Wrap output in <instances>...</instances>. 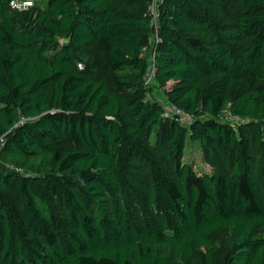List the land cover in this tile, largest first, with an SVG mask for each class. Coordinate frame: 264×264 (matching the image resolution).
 Listing matches in <instances>:
<instances>
[{"label":"trees","instance_id":"1","mask_svg":"<svg viewBox=\"0 0 264 264\" xmlns=\"http://www.w3.org/2000/svg\"><path fill=\"white\" fill-rule=\"evenodd\" d=\"M10 2L0 264H264V0Z\"/></svg>","mask_w":264,"mask_h":264},{"label":"rangeland","instance_id":"2","mask_svg":"<svg viewBox=\"0 0 264 264\" xmlns=\"http://www.w3.org/2000/svg\"><path fill=\"white\" fill-rule=\"evenodd\" d=\"M153 43H154V39L152 37L151 38L152 46ZM93 62L95 63L98 71L105 69L107 72H109L107 68H105L104 65L105 63L103 62V60L97 57V59L95 58ZM152 94L153 97L158 98V100H163V102L166 100L162 92L155 93L154 91H152ZM185 162L190 164L198 174H205V173L210 174L214 170L213 166L210 163L206 162L205 155L201 148L200 142L192 140L189 134L186 139ZM226 238H227V233H221L215 237L216 245L217 248L219 249L220 256H223L227 251Z\"/></svg>","mask_w":264,"mask_h":264},{"label":"built area","instance_id":"3","mask_svg":"<svg viewBox=\"0 0 264 264\" xmlns=\"http://www.w3.org/2000/svg\"><path fill=\"white\" fill-rule=\"evenodd\" d=\"M156 5H158V3H155L151 6L152 12L154 14V19H157L159 16L156 10ZM10 6L11 8L17 11H27L33 6H35V0H11ZM152 65L153 67L151 71L149 72L148 77L146 78L147 84H150L153 80V77L155 76V70H156L155 63L152 62ZM164 103H167V102H164ZM163 117L165 119H176L186 125H189L194 119V115L186 114L180 107H178L177 105L173 103H167L166 108L163 112ZM226 120L232 122L234 125H238L246 121V120H242L240 118L232 117V116L226 118ZM4 145H5V139L2 137L0 139V149Z\"/></svg>","mask_w":264,"mask_h":264}]
</instances>
